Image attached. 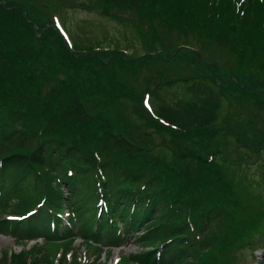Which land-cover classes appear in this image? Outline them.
I'll return each mask as SVG.
<instances>
[{
  "label": "trees",
  "instance_id": "obj_1",
  "mask_svg": "<svg viewBox=\"0 0 264 264\" xmlns=\"http://www.w3.org/2000/svg\"><path fill=\"white\" fill-rule=\"evenodd\" d=\"M98 1L134 16L132 22L143 26L162 22L163 29L169 28L167 15H175L180 36L193 32L192 40L228 51L237 65L229 70L225 64L203 62L191 50L190 64H200L204 72L172 77L157 69L160 80L144 90L137 69L153 70L143 62L157 57L155 64L162 68L179 63L180 53L168 63L174 54L167 57L161 46L138 57L114 45L108 50L70 47L48 3L0 0V213L22 218H0V234L14 236L22 245L39 238L44 245L61 246L78 238L92 244L108 238L119 246L142 227L144 240L158 243L173 260L190 253L198 262L211 249L201 264H225L249 245L239 231L249 233L234 214L239 200L213 142L221 132L224 103L229 111L245 104L248 109L264 108V0ZM73 61L79 66L66 71ZM120 68L128 70L123 74ZM236 69L249 76L235 75ZM74 75L84 77L86 86L70 81ZM103 80L120 93L132 81L141 90L138 99L130 101L132 90L122 97H105L109 85ZM177 88L181 97L164 98L166 91ZM121 102L125 117L119 121L130 122L132 130L112 121ZM147 118L151 123L146 124ZM151 124L182 147L165 142L159 154L149 141H136L133 133ZM207 147L209 152L201 151ZM157 249L141 254L144 264H162L165 256L161 259ZM41 250L31 264H71L66 253L60 258L55 254L53 260L46 248ZM28 253L5 252L0 264H28Z\"/></svg>",
  "mask_w": 264,
  "mask_h": 264
},
{
  "label": "rangeland",
  "instance_id": "obj_2",
  "mask_svg": "<svg viewBox=\"0 0 264 264\" xmlns=\"http://www.w3.org/2000/svg\"><path fill=\"white\" fill-rule=\"evenodd\" d=\"M43 2L48 3L50 11L56 13L54 15L56 16L55 20L67 34L69 42L77 47H106L105 49L108 50V47L114 45L121 48L125 54L133 53L134 56L138 57L141 56L146 49L154 50V46H157L156 49L158 50V47L161 46L159 50L164 49L163 47H166L165 49L168 50V54H164L167 57L172 53L174 54L170 59H166L168 63H170L169 61L172 60L176 54L180 53V55L177 56V61H179V63L175 62L172 65H164L161 66L162 68L159 67L160 65L155 64V61L159 60L157 57H155V61L149 58V60L143 62V64L153 70L151 75L150 73H143L142 69H137L144 90L150 85L154 86V84L160 80V74L158 75L155 73L157 69H163L167 75L170 74L172 77L185 75L189 71L191 74L192 72L195 74L204 72V67L200 64L194 67L190 64V57L187 52L191 51V49L199 53L202 57L200 60L203 62H205L204 59L209 62H217L222 67L223 64H225L224 67L229 70L237 65V61L235 62L228 58L230 56L228 51L220 50L213 43L207 44L198 39L192 40L193 32L190 33V37L180 36L179 30H181V27L178 26L179 19L176 18L175 15L172 16L169 13L166 22L167 26L170 27L163 29L161 26L162 22L157 23V27L154 25L143 26L138 23L137 20L136 22H132L130 18H134V16L112 10L105 6L103 4L104 2L99 3L98 0H43ZM105 7L106 11L104 9ZM35 11L43 13V10L37 5H35ZM42 15L46 17V14ZM159 40H162L163 43L161 44ZM187 43L191 44V46L186 45ZM162 61H165V58H163ZM138 64H140L139 61ZM78 66L79 65L74 61L73 63L68 62L66 71L71 68L74 70ZM184 66H189V70L185 71L186 67L184 68ZM120 70L124 74L128 69L120 68ZM129 71H132L134 75L133 70L129 69ZM233 73L243 77L249 76L243 74V72L241 73L239 69L234 70ZM92 77L102 80L97 74L92 75ZM70 78H72L70 81L74 82L76 85L82 84L84 81V77L82 79L79 75H74ZM149 78H151L153 84ZM260 78L264 81L263 75H261ZM127 82L128 83L124 84L125 86L120 93L118 87L114 86V90H112L111 84L103 80V85H109V87L106 88L107 93H103V95L105 97H110L111 95L122 97L123 94L132 90L133 93L130 96V101L137 100L138 98H136L135 95L138 96L141 90H139L132 81ZM130 86H133L134 90ZM260 92L264 93V89ZM163 95L166 100L172 101L181 97V89L177 88L166 91ZM123 102L129 103L125 100H123ZM94 104H96L95 107L98 106L96 102ZM123 104L124 103L121 104V109H119L120 112L112 114L114 117L112 121L113 123H117L118 127H122L124 124V122L119 121L125 117L123 114V107L125 106ZM132 105L135 107L133 103ZM248 108V104H245V106L236 105L229 111L226 103H224L218 123V128H221V132L216 137V141L213 142L215 143V149H220L221 157H219V162L228 169L230 179L236 191V197L239 200L237 202L239 207L238 209L236 208L237 210L234 214L242 218L239 221H242L246 225L243 227L249 233L247 234L243 231H239V235L246 238L247 242L245 243L249 245H245L243 250H240L237 255H230L225 264H257L259 260L257 254L264 249V108ZM138 119L139 118L136 119L137 122L140 121V119ZM147 123H151L148 118L146 120V124ZM126 124H128V121H126L124 125ZM149 126L150 127L142 128L139 132L133 133L134 139L138 142L146 140L149 141L151 145H156L157 150L155 153L160 151L159 154L164 151L163 145L165 142L176 149L182 147L179 140L167 138V136L162 133L161 127H157L155 124ZM128 129H131L130 122L128 124ZM227 133H230V135H227ZM208 150L209 148L207 147L206 150L201 151L209 152ZM170 151L171 150H169V152ZM178 151L179 150H174V152L177 153ZM62 191L64 194L69 195L66 187H63ZM100 201L99 199L98 202ZM67 210L68 208H65V215L67 214ZM12 211L13 210H11V212ZM0 218L13 220L14 216L7 212H1ZM141 228L142 227H138L134 234L128 235V239L126 242L122 243L123 245L121 244V247L112 246L111 243L113 244V242L108 238L102 239L98 244L95 242H93V244L88 241L85 242L79 238L78 240L76 239L67 243L65 246L53 243L44 245L41 239L30 242L24 241L22 245L20 239L19 242L16 241L14 236L0 234V239H4L3 244L0 245V260L5 252L14 256L21 255L23 252H29L27 254V263L31 264L33 258L34 262L36 258H39L40 251H42L41 248H46L47 253L53 256V260L55 254L56 258H60L62 254L66 253L71 264L75 260H77L79 264H144L143 261L145 257L141 254L152 251L156 247L158 248L156 254L160 255L161 259L162 256L167 257H164L162 264H201L212 252L211 249H206L198 262L196 259L190 257V253L185 256V259H179V255L173 260L170 256L171 253L165 252V249H160L158 243L152 245L149 239L144 240L145 230L141 231ZM37 242L39 243L38 246L35 245ZM129 246L132 247L130 252L126 250ZM65 249L68 250L66 251ZM146 264H152V262L147 261Z\"/></svg>",
  "mask_w": 264,
  "mask_h": 264
},
{
  "label": "water",
  "instance_id": "obj_3",
  "mask_svg": "<svg viewBox=\"0 0 264 264\" xmlns=\"http://www.w3.org/2000/svg\"><path fill=\"white\" fill-rule=\"evenodd\" d=\"M258 263L257 264H264V249L261 250L258 254Z\"/></svg>",
  "mask_w": 264,
  "mask_h": 264
},
{
  "label": "bare ground",
  "instance_id": "obj_4",
  "mask_svg": "<svg viewBox=\"0 0 264 264\" xmlns=\"http://www.w3.org/2000/svg\"><path fill=\"white\" fill-rule=\"evenodd\" d=\"M3 242H4V239H0V245L3 244ZM131 249H132V247L129 246L126 250H129V252H130ZM119 250H120V249H119Z\"/></svg>",
  "mask_w": 264,
  "mask_h": 264
}]
</instances>
